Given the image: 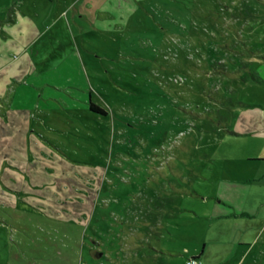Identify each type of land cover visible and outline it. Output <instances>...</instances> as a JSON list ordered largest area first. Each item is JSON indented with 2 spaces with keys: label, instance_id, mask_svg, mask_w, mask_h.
<instances>
[{
  "label": "rangeland",
  "instance_id": "rangeland-1",
  "mask_svg": "<svg viewBox=\"0 0 264 264\" xmlns=\"http://www.w3.org/2000/svg\"><path fill=\"white\" fill-rule=\"evenodd\" d=\"M103 1L0 0V264H233L264 212V0ZM78 63L109 128L69 101Z\"/></svg>",
  "mask_w": 264,
  "mask_h": 264
},
{
  "label": "crops",
  "instance_id": "crops-1",
  "mask_svg": "<svg viewBox=\"0 0 264 264\" xmlns=\"http://www.w3.org/2000/svg\"><path fill=\"white\" fill-rule=\"evenodd\" d=\"M88 2L89 4L86 5L85 2ZM72 6L69 7V11L64 8L63 6L58 9V18L60 17V19H64L65 16H68L69 12L71 11V8H73L74 10V17L75 19L79 16H83L85 15V10L87 7H89V9L91 10H99L101 9L102 6H105L104 1L103 0H72ZM81 5L84 4V7H78L77 5ZM32 7H34V9L31 12H34L36 15V19H40L38 11L41 10V8L38 7V5H33ZM22 9L27 10L25 7H23ZM23 11H20L17 15L16 18L13 22L10 23L9 28L11 29L14 26L19 25L20 23L23 22L24 18L26 17V13H22ZM28 12V11H27ZM99 12L102 14L103 12L101 10H99ZM63 25L64 27H66V21L63 20ZM40 27V26H39ZM38 27V28H39ZM107 29V28H106ZM33 30H34V26H33ZM105 32V30H104ZM37 35H36V34ZM34 34L36 35L35 39L31 40L34 43L33 44H37L36 46H34V52L35 53H64L65 51H67V49L63 48L64 46H61V42L60 40L56 39V41L54 40L55 43H47V37L45 39H41L43 37V35L39 36V32L38 30H34L31 39L33 38ZM30 41V42H31ZM28 42V41H27ZM31 47H29V43H26L24 45H22L19 49L17 53H26L30 50ZM13 53H15V51H13ZM56 69H58V65H56ZM77 78H75V85H76V89L82 90V93H77L76 97L70 99L69 101L74 103V105L82 107L83 109L85 108V110L87 109L89 114H91V118L92 119H98V120H104V122H107V128H109V119H106L109 115V111L106 108V105L100 103L99 101L96 100V98H94V91H93V87H94V81L95 80V76H97V74L99 75V78H104V71H102L103 69L96 71L95 68H87L85 67L83 64L78 63L77 66ZM62 79V78H61ZM91 87V88H89ZM85 89H90V95L89 97H87V94L85 91ZM95 103L96 105L104 108L107 111V114H102L99 112H95L91 109L90 105L91 103ZM260 111V136L263 138L264 140V106L263 108L259 109ZM255 123V122H254ZM245 126V125H244ZM255 152H253L254 154H250V157L252 158H257L258 160H262L264 159V148H260V149H255ZM261 157V158H259ZM221 200H219L220 202ZM219 211L222 212V210L219 207ZM231 212L230 214H226L227 216H231ZM238 216L242 215L245 218L249 219V221L246 223V226H244L242 229L243 230L241 233L239 232L236 235V242H233L231 244V248L233 249V251H236L234 254V260H233V264H244L245 260L247 259H252V261L254 262L257 258L258 255L262 254L264 255V241H262L261 243H258V238H260L262 236V238H264V212L262 207L259 208H248L243 206V208H241L238 211ZM262 215V222L260 225H256L255 221H252L251 219H255V217H259ZM223 218L224 215H219V218ZM156 221H159V219L156 217L155 218ZM222 227H224L222 224H219V236L222 235ZM230 245H227V247H229ZM224 244L223 243H219V249H223ZM256 248H258L259 253L256 254L255 250ZM205 252V248L200 249L196 254H194L196 257H202L203 254Z\"/></svg>",
  "mask_w": 264,
  "mask_h": 264
},
{
  "label": "trees",
  "instance_id": "trees-1",
  "mask_svg": "<svg viewBox=\"0 0 264 264\" xmlns=\"http://www.w3.org/2000/svg\"><path fill=\"white\" fill-rule=\"evenodd\" d=\"M90 107H91V109H92L93 111H95V112H99V113H102V114H107V111H106L104 108H102V107L96 105V104L93 103V102L91 103Z\"/></svg>",
  "mask_w": 264,
  "mask_h": 264
},
{
  "label": "built area",
  "instance_id": "built-area-1",
  "mask_svg": "<svg viewBox=\"0 0 264 264\" xmlns=\"http://www.w3.org/2000/svg\"><path fill=\"white\" fill-rule=\"evenodd\" d=\"M188 264H202V261L198 257H192Z\"/></svg>",
  "mask_w": 264,
  "mask_h": 264
}]
</instances>
